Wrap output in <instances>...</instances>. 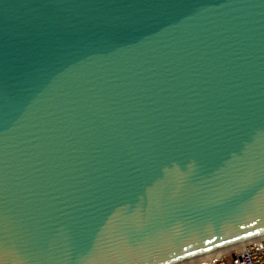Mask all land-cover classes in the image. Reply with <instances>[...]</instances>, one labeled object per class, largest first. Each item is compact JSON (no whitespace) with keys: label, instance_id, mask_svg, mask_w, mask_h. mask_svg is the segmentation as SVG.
<instances>
[{"label":"water","instance_id":"95a60500","mask_svg":"<svg viewBox=\"0 0 264 264\" xmlns=\"http://www.w3.org/2000/svg\"><path fill=\"white\" fill-rule=\"evenodd\" d=\"M261 240L264 0H0V264Z\"/></svg>","mask_w":264,"mask_h":264},{"label":"built area","instance_id":"2783aa9c","mask_svg":"<svg viewBox=\"0 0 264 264\" xmlns=\"http://www.w3.org/2000/svg\"><path fill=\"white\" fill-rule=\"evenodd\" d=\"M196 264H264V240L249 244L224 255L201 260Z\"/></svg>","mask_w":264,"mask_h":264},{"label":"bare ground","instance_id":"6f19581e","mask_svg":"<svg viewBox=\"0 0 264 264\" xmlns=\"http://www.w3.org/2000/svg\"><path fill=\"white\" fill-rule=\"evenodd\" d=\"M242 248V247H241ZM239 249V248H238ZM235 250H237V249H235ZM233 251V250H232ZM229 252H231V251H229ZM229 252H226V253H223V254H219V255H216V256H220V255H224V254H227V253H229ZM204 260V259H203ZM201 261V260H200ZM197 262H199V261H197ZM197 262H194V263H191V264H196Z\"/></svg>","mask_w":264,"mask_h":264}]
</instances>
